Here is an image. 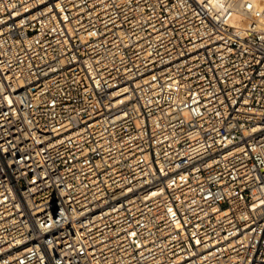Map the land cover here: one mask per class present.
<instances>
[{"label":"built area","instance_id":"built-area-1","mask_svg":"<svg viewBox=\"0 0 264 264\" xmlns=\"http://www.w3.org/2000/svg\"><path fill=\"white\" fill-rule=\"evenodd\" d=\"M263 24L0 0V264H264Z\"/></svg>","mask_w":264,"mask_h":264},{"label":"bare ground","instance_id":"bare-ground-1","mask_svg":"<svg viewBox=\"0 0 264 264\" xmlns=\"http://www.w3.org/2000/svg\"><path fill=\"white\" fill-rule=\"evenodd\" d=\"M253 2V4L257 7V8H261L264 9V0H251ZM244 13L242 11L238 12L236 19H235V23L242 25L244 22ZM264 27V24H263Z\"/></svg>","mask_w":264,"mask_h":264}]
</instances>
